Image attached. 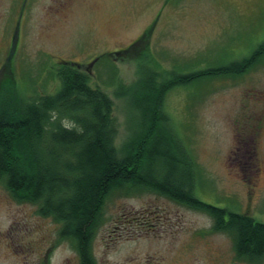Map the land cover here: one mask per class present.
Instances as JSON below:
<instances>
[{"label":"rangeland","instance_id":"rangeland-1","mask_svg":"<svg viewBox=\"0 0 264 264\" xmlns=\"http://www.w3.org/2000/svg\"><path fill=\"white\" fill-rule=\"evenodd\" d=\"M263 42L264 0H0V92L13 80L25 94L54 93L56 64L92 63L93 84L115 103L120 146L145 73L228 66ZM165 109L197 163L196 196L264 222V60L242 75L178 85ZM213 223L161 194L118 190L105 205L94 257L97 264H264L237 259L232 237ZM73 256L53 218L0 184V264H65Z\"/></svg>","mask_w":264,"mask_h":264},{"label":"trees","instance_id":"trees-1","mask_svg":"<svg viewBox=\"0 0 264 264\" xmlns=\"http://www.w3.org/2000/svg\"><path fill=\"white\" fill-rule=\"evenodd\" d=\"M263 56L264 42L228 66L165 78L161 71L145 73L133 88L134 115L120 146L115 103L93 84L92 63L56 64L59 86L54 93L25 94L13 80H5L0 92V184L16 201L34 204L41 216L53 218L83 264H97L95 236L105 205L118 190L152 191L206 212L214 221L211 230L232 237L237 259L258 263L264 259V222L196 196L200 172L165 100L176 86L205 76L242 75Z\"/></svg>","mask_w":264,"mask_h":264},{"label":"flooded vegetation","instance_id":"flooded-vegetation-1","mask_svg":"<svg viewBox=\"0 0 264 264\" xmlns=\"http://www.w3.org/2000/svg\"><path fill=\"white\" fill-rule=\"evenodd\" d=\"M59 238H60L61 241H63V243L64 242L68 243V241L72 243V241L69 240V239L61 238L60 234H59ZM72 248H73V254H74V256L73 257H70L65 262V264H69V263L70 264H83V258L80 256V253L78 252V250L76 249V247L74 246L73 243H72ZM35 264H51V263L46 261V262H37Z\"/></svg>","mask_w":264,"mask_h":264}]
</instances>
